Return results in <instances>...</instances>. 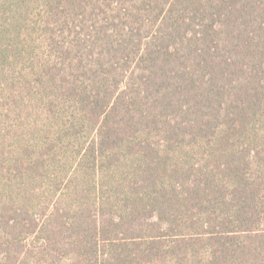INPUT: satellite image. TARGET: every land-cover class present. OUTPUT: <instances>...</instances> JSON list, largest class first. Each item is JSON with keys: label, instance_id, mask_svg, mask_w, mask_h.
I'll use <instances>...</instances> for the list:
<instances>
[{"label": "trees", "instance_id": "1", "mask_svg": "<svg viewBox=\"0 0 264 264\" xmlns=\"http://www.w3.org/2000/svg\"><path fill=\"white\" fill-rule=\"evenodd\" d=\"M0 264H264V0H0Z\"/></svg>", "mask_w": 264, "mask_h": 264}]
</instances>
